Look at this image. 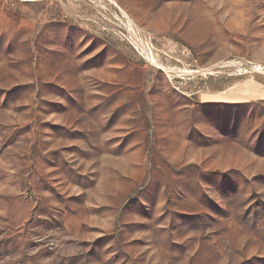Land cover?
Returning a JSON list of instances; mask_svg holds the SVG:
<instances>
[{
  "label": "rangeland",
  "instance_id": "1",
  "mask_svg": "<svg viewBox=\"0 0 264 264\" xmlns=\"http://www.w3.org/2000/svg\"><path fill=\"white\" fill-rule=\"evenodd\" d=\"M0 264H264V0H0Z\"/></svg>",
  "mask_w": 264,
  "mask_h": 264
}]
</instances>
